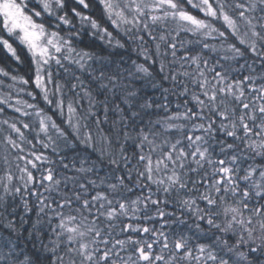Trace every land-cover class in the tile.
Instances as JSON below:
<instances>
[{
    "label": "snow or ice",
    "instance_id": "obj_1",
    "mask_svg": "<svg viewBox=\"0 0 264 264\" xmlns=\"http://www.w3.org/2000/svg\"><path fill=\"white\" fill-rule=\"evenodd\" d=\"M0 264H264V0H0Z\"/></svg>",
    "mask_w": 264,
    "mask_h": 264
}]
</instances>
